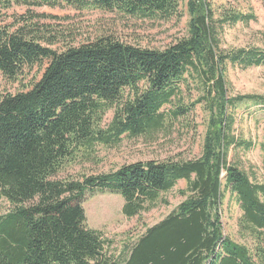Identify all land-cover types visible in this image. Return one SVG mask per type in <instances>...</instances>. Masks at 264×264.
Returning a JSON list of instances; mask_svg holds the SVG:
<instances>
[{
    "label": "trees",
    "instance_id": "trees-1",
    "mask_svg": "<svg viewBox=\"0 0 264 264\" xmlns=\"http://www.w3.org/2000/svg\"><path fill=\"white\" fill-rule=\"evenodd\" d=\"M15 6L155 22L186 11L188 23L187 35L163 50L102 34L59 51L51 45L62 32L48 34L35 14L0 25V73L16 81L40 67L24 91L0 100V200L10 205L0 215V264H264V179L230 159L231 151L256 147L264 154V137L257 144L236 134L238 108L264 106V96H231L227 79L229 66H264V49L221 47L225 26L256 16L220 13L210 0H0V15ZM198 107L208 115L199 157L62 177L97 146L151 135ZM180 181L185 200L119 256L110 253L113 241L87 226L88 193L120 195L132 218L162 204ZM226 197L240 211L243 243L225 233Z\"/></svg>",
    "mask_w": 264,
    "mask_h": 264
},
{
    "label": "rangeland",
    "instance_id": "rangeland-1",
    "mask_svg": "<svg viewBox=\"0 0 264 264\" xmlns=\"http://www.w3.org/2000/svg\"><path fill=\"white\" fill-rule=\"evenodd\" d=\"M218 12L239 11L253 13L256 20L249 23H238L225 26L222 33V49L231 51L238 48L258 47L264 49V4L261 0H210ZM185 11V9H184ZM36 15L34 23L48 33H61V42L51 48L63 50L67 45L80 44L99 35H112L116 39L139 45L144 48L163 50L187 35L188 15L185 11L180 20L173 18L166 21H148L125 18L115 13L103 11H79L69 7L61 8H26L13 7L2 11L0 25L12 27L16 20ZM39 20V21H38ZM54 35V36H55ZM53 37V36H52ZM47 64L44 63V68ZM40 72V67L27 70L25 76L11 81L0 73V100L6 94L24 91L33 75ZM40 75V73H39ZM227 79L231 96L261 95L264 96V66L243 70L229 66ZM110 111L104 118L103 126L107 127L112 120ZM208 115L198 107L193 115L178 123H169L151 135L136 139H124L119 146H97L90 158L78 161L68 174L62 177H73L81 174L100 175L117 170L123 165L148 160H164L166 158L191 159L201 154L202 143L207 126ZM236 134L259 144L264 137V106L248 105L237 110ZM230 159L239 163L245 171L257 174L259 181L264 179V154L259 147L249 152L231 151ZM187 187L185 181L163 196L164 202L140 216L127 218L123 214L124 200L120 195L112 193H88L82 207L87 217L89 229L101 231L105 237L113 241L110 253L119 256L131 248L152 227L185 200L181 191ZM10 205L0 200V215L7 212ZM240 211L224 200L223 222L226 235L239 243L243 240L238 236V219Z\"/></svg>",
    "mask_w": 264,
    "mask_h": 264
}]
</instances>
